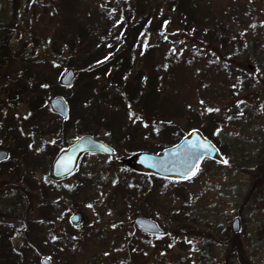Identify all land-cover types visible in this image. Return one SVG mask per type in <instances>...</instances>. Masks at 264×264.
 Instances as JSON below:
<instances>
[{"label":"rangeland","instance_id":"374dc122","mask_svg":"<svg viewBox=\"0 0 264 264\" xmlns=\"http://www.w3.org/2000/svg\"><path fill=\"white\" fill-rule=\"evenodd\" d=\"M196 1L201 17L222 31L227 46L215 45L213 50H207L191 39L162 43L150 65L161 64L165 54L175 58L172 76L162 79L164 85L158 96L177 132L171 142L190 129L201 130L228 163L206 161L199 174L184 183L154 178L115 163V157L126 158L136 151L153 152L149 148L162 143L149 134L150 119L145 122L148 127L141 121L133 122L129 113H134L135 108L125 105H95L94 118L85 115L83 120L75 119L63 132L59 128L57 133L47 134L50 130L45 128L41 136L36 127H29L32 135L31 142L24 146L26 151L22 157L15 155L8 160L13 169L0 165V232H8L1 239L4 245L9 244L2 253L13 256L21 250L26 256H13L12 264H40L42 256L51 258L52 264H264V0ZM59 4L60 0H0V42L6 58L14 57L0 65V85H19L15 95L0 92V148L8 145L9 154L13 146L8 144L4 128L12 119L25 133L24 119L31 109L39 120L52 119L56 123L58 118L50 110L49 100L81 94L76 64L95 46L90 44L92 36L85 38L90 48L80 46L79 38L65 32V28L80 23L88 12L95 17L92 24L96 30L119 18L116 13L106 16L113 12L110 0H74L71 7L61 11ZM151 4L164 10L167 0H152ZM106 31V44H111L115 53L122 50L121 36H115L112 28ZM151 35L154 41L155 33ZM69 40L74 43L70 45ZM128 51L130 54L134 48ZM202 51L210 53L209 57L187 60V56ZM217 56L228 61L233 71L230 77L225 76L220 63L211 61ZM134 58V72L144 71L147 63L142 60L143 54H135ZM68 68L75 71L73 85L62 88L59 79ZM240 77L249 87L240 88ZM43 80H49L48 87H42L47 85ZM144 87L148 90V86ZM208 108L219 111L196 120L197 111ZM105 121L111 122L109 130ZM57 124L62 126L60 120ZM81 133L105 140L114 149V156L87 155L80 159L73 175L54 180L50 175L52 159ZM122 137H127L122 141L129 138V142L121 143ZM54 138L52 149L37 151L40 140L49 142ZM26 141L27 138L23 142ZM27 180L34 186H27ZM42 187L46 191L56 189L57 193L44 196ZM8 188L22 196L24 205L18 204L14 195L9 199ZM69 194H74L71 199ZM48 200L57 203V211L51 214L55 207L41 208L44 216L52 215L45 224L39 204ZM72 213L80 215L77 224L68 220ZM138 215L152 218L168 234L152 238L137 231L132 220ZM234 218L239 219V231L230 228ZM31 223L38 225L30 230ZM10 226L21 230L12 232ZM64 232L72 233L70 240L60 241ZM53 236L57 239L53 240ZM25 243L32 246L27 249L23 247ZM0 264L9 263H3L0 257Z\"/></svg>","mask_w":264,"mask_h":264},{"label":"trees","instance_id":"16d2710c","mask_svg":"<svg viewBox=\"0 0 264 264\" xmlns=\"http://www.w3.org/2000/svg\"><path fill=\"white\" fill-rule=\"evenodd\" d=\"M73 1L74 0H60L59 5L61 8L59 9V11L65 10L67 7H71V5H73ZM151 1L152 0H131V3L129 4V0H110V2H112L113 4L111 6V9H115L116 11L108 12L106 13V16L116 13L119 17L116 18L113 23L109 25L104 24L102 29L96 30L97 26H93L92 24V22L95 20V17L91 12H88L85 16V19L80 20V23H73L70 28H65V32L69 31L71 34H74L75 37L79 38L80 46L86 44V46L90 48L87 39H85L89 36H92L90 37V44H93L95 46L91 52L89 51L90 49H85V52L89 51V53L85 54L83 51L85 57L81 56L80 60L78 59L81 63L76 64L78 67L76 83L77 86H79L81 94L79 93L78 96H76L77 94H74L73 96H68V98L64 97L68 104L69 117L67 120H62L60 117L55 115V117H57L58 120H60V122L62 123V126L60 127L57 124V119L56 123L52 119H48L47 121H42L41 119L39 120V118L33 113L34 110L31 109V107V115L26 116L27 119H24V127L27 130L26 133L23 128H17L15 126V122L17 121L15 119H12V122H10V124H8L7 127L5 126L4 128L6 129V134L8 136L7 142L8 144L11 143L13 146V149L10 152L11 155L9 156L8 160L11 159V157L13 158V156L15 155L21 156V153L26 151H24V146L26 148V143L30 140V135H32L28 133V130H30L29 127L32 128L31 130H33V127H36L35 129L37 133H40L39 135L41 136H43L45 133H41L40 131L46 130L45 128H48L50 130L49 132H46L47 134L52 132L57 133V131H59L60 129H62L63 132L66 129L67 125L75 119L83 120V117H85V115L94 118V106L101 103L133 107L132 109L135 108V115L141 117V119L138 121H141L144 124L146 120L150 119L149 134L152 137L154 136L156 140L162 143L155 149L149 148V150L157 151L173 144V142L171 141L174 140L171 137L174 135L175 138L177 132L174 133V128L169 123V120L170 118H172V116L166 112L167 110L164 104H159L158 96L161 94L160 91L162 86L164 85V83H162V79H167L168 77L172 76L173 60L175 58H173V56H171L170 54H165L164 61L161 64L156 63L154 65H150L151 61H153L154 59L156 50H160L159 47L162 43L170 42L171 44H177V42L179 43L180 41H183L185 39H191L200 42V44H202L207 50L212 49L215 45L222 48H225L227 45L224 38L225 36L223 35L222 31H220L219 28H216L215 25L211 26L208 23V19L206 17H201L198 11L196 0H167V4L164 10H161L158 5L152 6ZM146 5L149 7V9H146ZM103 9L104 8L102 5V7H100L99 9L100 17L102 16ZM135 16L139 17L136 20H133L132 18ZM118 20L121 21L119 24L116 23ZM165 21H167L168 23L165 24ZM108 28H112V31L115 32V36H121V43L123 44L122 50H119L116 53L113 51V46L110 47L111 44H106L107 42L105 41L107 39L106 33H109V31H106V29ZM151 33H155L156 39L154 41L150 40L152 36ZM164 36H166L167 39H165ZM68 42L70 43V45L74 43L72 42V40H69ZM68 42H65L66 44H68L67 47L69 46ZM2 45L3 44L0 42V65L4 62L6 63V59L10 60L11 58H14L13 55H10L8 56L9 58H6L7 54H3ZM129 48H134V51H131L130 54L128 51ZM148 48L149 53H145V50H147ZM142 53V60L146 61L147 63L145 65L146 68L144 69V71L134 72L133 67L135 64V60L137 61L134 56L135 54L136 56H142ZM205 53L206 51H202L199 54L194 52L192 53V55L187 56V60L195 59L196 57H202L205 55L206 57H209L208 54L210 53ZM105 57H107V59H105ZM217 57H215V59L212 58L211 61L216 64L220 63V69L223 71L225 76L230 77L233 71L228 68V61L224 60L223 58L221 59L220 56ZM232 57L234 56L232 55ZM97 61H102V63H97ZM165 65H167V67H165ZM262 71H264V69H262ZM5 77H8V75L6 74ZM4 79L5 78L2 77L1 81H4ZM238 80L241 84L240 88L249 87L246 82H243L242 77H240ZM43 81L47 82V85L50 84L49 80ZM99 81L101 82L99 83ZM96 84L100 85V87L95 88L97 87ZM12 85L13 83L10 85H0V92L5 91L7 96H10V92L15 95L19 85ZM144 85L148 86V90H145ZM60 89L64 90L62 88ZM7 101L9 103V101L11 100L7 99ZM140 111L143 113H139ZM158 113H162L163 115H158ZM208 113V111H197V113L195 114L196 120L198 116H208ZM146 116H148V118H145ZM2 118L3 117H1L0 119ZM132 120H134V117ZM41 121L43 123H41ZM97 121H99V119H97L96 122ZM27 122L30 123L28 126L26 125ZM105 124L106 128H108L107 130H109L111 122L105 121ZM154 129H159V131L157 132ZM112 132L113 131H111L110 134H112ZM26 138L27 141L23 142L24 140H26ZM124 138L127 137H122L121 139H119L121 143H128L129 138L122 141V139ZM54 141H56L55 138ZM30 142L31 141H29L28 143ZM38 146L39 151L44 153L45 150L53 148V143H50V141L45 142L40 140ZM4 148L8 149L9 146L7 145ZM7 163L6 165L8 170H12L13 165ZM26 183L29 187L34 186V184L30 183L28 180L26 181ZM40 190H42L41 192H43L44 196L57 193V190L52 188L49 191H46L42 187L40 188ZM6 191L7 193L8 191H10V194H6L8 195L10 200L11 198L13 199L14 197H17L16 201H18V204L24 205L22 196L17 194V192H15L11 188H8ZM64 193L67 194L70 193V191L64 190ZM73 195L74 194H69L67 196L71 199ZM11 205L15 206L16 203H11ZM56 206L57 203L53 200H48V202L40 201L39 214L45 221V224H47L48 221L50 222V220L52 219V215L51 218L44 216L43 213H41V208L43 207L44 209H49V207H55V209H53L51 213L53 214L54 210L57 209ZM175 211L179 212L178 210ZM36 225L38 224L31 223L30 230H32ZM10 228L12 232L15 233H19L21 230V228L18 229L17 226H10ZM7 233L8 232L6 230L0 232L1 253L4 252L5 249L9 248V244H6L7 246L4 245V241L2 240L6 238ZM71 237L72 233L64 232L62 238L60 237V241L70 240ZM31 246V243H25L23 245V247L27 249ZM20 253L22 254L23 252L20 250V252L18 253H13V256H20ZM13 256L8 253H2L0 255L2 262L9 264L13 263ZM22 257L26 258L24 254H22Z\"/></svg>","mask_w":264,"mask_h":264},{"label":"water","instance_id":"95a60500","mask_svg":"<svg viewBox=\"0 0 264 264\" xmlns=\"http://www.w3.org/2000/svg\"><path fill=\"white\" fill-rule=\"evenodd\" d=\"M73 78L74 71L69 69L61 77V84L64 86H70ZM50 106L52 110L62 116V118H67V104L63 98L56 97L52 99L50 101ZM203 141H207L213 145L202 135L200 131L192 130L177 144L165 148L156 154L149 152H138L128 158H116L115 163L124 165L135 171L151 173L160 177L185 181L188 180L184 178V176L188 174V170L197 164L200 165L204 158L219 162L223 161L218 149L214 145L212 150L207 152L200 150L199 153H193V151L189 148L190 143H201ZM84 153H100L107 156H112L113 149L102 141L94 139L89 135L81 136L80 139L72 142L55 156L51 163V175L54 178H60L69 175L74 171L78 159ZM196 155H202L203 158L197 160ZM6 156L7 152L0 150V162H2ZM65 167H67L69 170L65 171ZM78 220V214H73L70 216V221L72 223H77ZM133 223L137 229L145 233L160 236L166 235V231L162 230L157 225V223L151 219L137 216L133 219ZM231 230H239V220L237 218L231 222ZM40 262L41 264H51L50 259L47 257H42Z\"/></svg>","mask_w":264,"mask_h":264},{"label":"snow or ice","instance_id":"6c2138e0","mask_svg":"<svg viewBox=\"0 0 264 264\" xmlns=\"http://www.w3.org/2000/svg\"><path fill=\"white\" fill-rule=\"evenodd\" d=\"M113 12H115L116 10L115 9H113L112 10ZM121 21H117L116 23L117 24H119ZM168 22L167 21H165V24H167ZM251 27H255V25H251ZM162 35H163V33H162ZM164 38L165 39H167V37L166 36H164ZM173 53L175 52V48H173L172 50H171ZM143 54V53H142ZM105 59H107V57H105ZM97 63H102V61H97ZM165 67H167V65H165ZM42 87H48V85H42ZM201 103H203V101H201ZM238 103H242V101L241 102H238ZM206 111H208V112H212V111H219V109H212V108H208V109H206ZM29 116L31 115V113H29L28 114ZM133 117H134V120H133V122H135L136 120H140L141 119V117H139V116H136L135 115V113H129V118L130 119H133ZM25 119H27V117H25ZM230 119V118H229ZM145 127H148V125L147 124H145L144 125ZM155 131H159V129H154ZM193 131H195V130H193ZM219 129H217V134L219 133ZM77 139H80L79 137H77ZM50 143H56V141H50ZM29 147H31V145H29ZM189 148L193 151V153H199L200 152V150H203L204 152H207V151H209V150H212L213 149V145H211L209 142H207V141H203V142H201V143H196V142H192V143H190L189 144ZM75 150V149H74ZM37 151H39V149H37ZM203 157H202V155H196V159L197 160H199V159H202ZM222 163H224V164H227L228 163V161L227 160H223V161H221ZM59 166V165H58ZM65 171H68L69 169L67 168V167H65V169H64ZM199 171V165L197 164V165H195L194 167H192V168H190L189 170H188V174H186L185 176H184V178L185 179H191V177L192 176H195L196 174H197V172ZM113 184H115V183H117V181H113L112 182ZM64 187H66V188H68L69 187V185H65ZM86 207H88V208H93V205L92 204H87L86 205ZM109 214H111V212H109ZM112 227L113 228H115L116 227V225L115 224H113L112 225ZM154 227V226H153ZM52 239L53 240H55V239H57V237H55V236H53L52 237ZM189 243H191V241H189ZM169 247H172V245H169ZM106 256L107 255H109V253H107V252H105L104 253ZM145 255H146V253H145ZM49 259H51V258H49Z\"/></svg>","mask_w":264,"mask_h":264}]
</instances>
